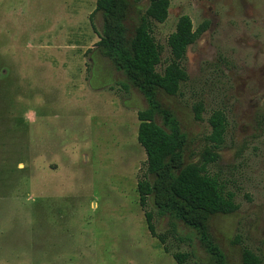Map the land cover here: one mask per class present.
Returning <instances> with one entry per match:
<instances>
[{"label":"rangeland","instance_id":"obj_1","mask_svg":"<svg viewBox=\"0 0 264 264\" xmlns=\"http://www.w3.org/2000/svg\"><path fill=\"white\" fill-rule=\"evenodd\" d=\"M130 1L133 29L148 1ZM170 2L168 19L153 25L158 70L181 15L207 27L183 61L189 78L160 99L188 135V159L205 144L212 110L225 108L226 140L209 171L238 208L212 215L209 230L232 264L244 247L264 259V0ZM96 3L0 0V264H210L193 229L172 223L152 195L140 204L148 169L138 111L148 102L97 48ZM176 252L189 254L185 263Z\"/></svg>","mask_w":264,"mask_h":264},{"label":"trees","instance_id":"obj_2","mask_svg":"<svg viewBox=\"0 0 264 264\" xmlns=\"http://www.w3.org/2000/svg\"><path fill=\"white\" fill-rule=\"evenodd\" d=\"M148 6L141 13L135 27L127 25L130 0H97L91 14L101 11L102 29L98 31L96 46L122 71L128 81L146 98L148 107L138 111L140 121L138 140L147 154L148 174L138 182L140 204L145 207L150 195L156 207L175 221L194 230L199 242L210 257V264H232L215 241L209 220L216 213H231L238 208L235 194L209 166L220 158V148L228 132V115L223 107L214 108L209 116L210 132L197 159H188L190 140L174 114L160 99L161 92L179 93L189 76L183 64L190 45L196 42L207 25L194 28L190 15L180 16L176 29L169 35L171 58L162 71V49L153 35L155 22H165L170 13V0H147ZM195 118L203 119L205 102L198 100L193 106ZM161 119L158 123L156 118ZM196 155V154H195ZM148 228L152 235L165 242V236L157 234L153 215L146 211ZM167 249V248H166ZM174 257L185 263L188 253L176 252ZM241 264H264L261 254L249 247L242 251Z\"/></svg>","mask_w":264,"mask_h":264}]
</instances>
